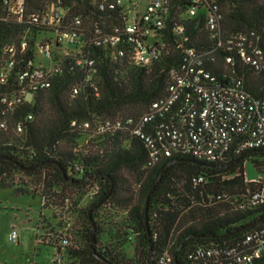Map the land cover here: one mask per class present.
Listing matches in <instances>:
<instances>
[{"label":"trees","instance_id":"trees-1","mask_svg":"<svg viewBox=\"0 0 264 264\" xmlns=\"http://www.w3.org/2000/svg\"><path fill=\"white\" fill-rule=\"evenodd\" d=\"M16 1L0 0V189L39 196L37 244L60 264H264V181L244 172L264 173V146H244L264 136L246 60H264V0H166L148 21L150 0ZM238 94L234 113L212 104Z\"/></svg>","mask_w":264,"mask_h":264},{"label":"rangeland","instance_id":"rangeland-1","mask_svg":"<svg viewBox=\"0 0 264 264\" xmlns=\"http://www.w3.org/2000/svg\"><path fill=\"white\" fill-rule=\"evenodd\" d=\"M142 4L145 6V2ZM37 62L46 63L41 55L37 56ZM244 172L248 181H264V173H258L249 162H245ZM40 212L41 200L38 195L13 197L0 189V264H50L53 250L37 244ZM12 231L16 232L17 243H11L8 239ZM126 251L131 257L132 247L127 245Z\"/></svg>","mask_w":264,"mask_h":264},{"label":"built area","instance_id":"built-area-1","mask_svg":"<svg viewBox=\"0 0 264 264\" xmlns=\"http://www.w3.org/2000/svg\"><path fill=\"white\" fill-rule=\"evenodd\" d=\"M121 1H124V0H117V2H121ZM8 6H9V9L12 13H14V4H10V2L8 3ZM23 4H24V0H17L16 1V9L17 10H22L23 8ZM166 5V0H150L149 1V4L146 8V13H145V16H144V20L145 21H148L150 20V17L154 14H157L161 11V9ZM190 15H194V12L193 11H190ZM57 17V15H55ZM215 17L214 16H210L209 19H208V25H209V28L213 31L216 29V24H215ZM157 25H159V22H157ZM126 31L128 34H133L134 33V26L132 25H129L127 28H126ZM61 41L63 42H66L68 44H71V45H75L78 43V38L74 35V34H69V33H63L61 35V38H60ZM149 48L148 46H141L139 45V53H138V60L140 62H143V63H147V57H146V49ZM46 52V56L48 57L49 56V53L48 51H45ZM153 53V52H152ZM190 54V53H189ZM248 62L251 63L252 66H254L255 68H262L264 69V60H261V59H256V58H247L246 59ZM260 60V61H259ZM12 66V63H9V67ZM33 76L39 78L41 76V73L40 72H34L33 73ZM180 84H184V82L180 81ZM235 99L238 100V102H228V106L225 105V103H227L226 101H228L227 99H225L224 97H218V98H214L212 99V104L214 105V107H218L219 109L221 110H224L226 111L227 113H234V109H237V104H239L240 106L243 107V101L245 100L244 97L241 95V94H238L235 96ZM225 101V102H224ZM209 110H210V107L209 105H205L203 108H202V112H201V116L202 117H205L209 114ZM253 110V107L252 106H249L248 107V111H252ZM242 116V114H239L238 117L240 118ZM203 127L205 129H210L209 128V125H208V122H204V125ZM259 131L260 133L263 132L264 133V122L261 123V125L259 126ZM263 140H258V141H251L247 144H245L244 146H248V147H257V146H260V145H263L264 146V136L262 137ZM214 142H210L208 144L209 148L205 151L204 154H206L207 156H211L212 155V152H211V146H214ZM222 144V147L223 149H227V143L226 142H221ZM195 156L199 157V153H194ZM264 198V195H260V196H255V199H262ZM8 239L11 243H17L18 242V239H17V235H16V232L15 231H12L9 236H8ZM247 240H249V238H247ZM258 252L259 250H256L253 252L252 255L250 256H244L242 258V261H250L254 256H257L258 255ZM61 262V253H57L53 259H52V263L54 264H60ZM159 264H169V258H166V256H162L159 258Z\"/></svg>","mask_w":264,"mask_h":264},{"label":"water","instance_id":"water-1","mask_svg":"<svg viewBox=\"0 0 264 264\" xmlns=\"http://www.w3.org/2000/svg\"><path fill=\"white\" fill-rule=\"evenodd\" d=\"M63 177H65V174L63 173ZM111 184H112V182H110ZM110 193V191L104 196V198L103 199H105L107 196H108V194ZM102 199V200H103ZM102 200H100V201H102ZM100 201L98 202V203H100ZM91 210L92 209H90V211H89V213H88V215H89V219H90V222H91V218H90V213H91ZM94 227H93V224H92V222H91V232H90V248H91V251H92V253H93V255L96 257V258H98V259H100L96 254H95V252H94V249H93V243H94ZM150 264H153V259L151 258L150 259Z\"/></svg>","mask_w":264,"mask_h":264}]
</instances>
